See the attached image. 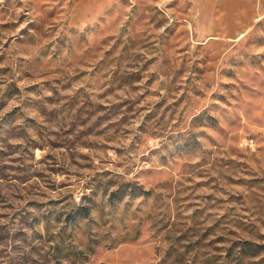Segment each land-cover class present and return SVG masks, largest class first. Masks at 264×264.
Wrapping results in <instances>:
<instances>
[{
    "label": "rangeland",
    "instance_id": "obj_1",
    "mask_svg": "<svg viewBox=\"0 0 264 264\" xmlns=\"http://www.w3.org/2000/svg\"><path fill=\"white\" fill-rule=\"evenodd\" d=\"M0 264H264V0H0Z\"/></svg>",
    "mask_w": 264,
    "mask_h": 264
},
{
    "label": "trees",
    "instance_id": "obj_2",
    "mask_svg": "<svg viewBox=\"0 0 264 264\" xmlns=\"http://www.w3.org/2000/svg\"><path fill=\"white\" fill-rule=\"evenodd\" d=\"M82 216H84V217H86V216H88L89 215V211L88 210H86L84 213H82L81 214Z\"/></svg>",
    "mask_w": 264,
    "mask_h": 264
}]
</instances>
